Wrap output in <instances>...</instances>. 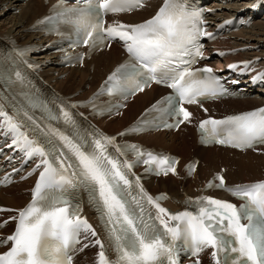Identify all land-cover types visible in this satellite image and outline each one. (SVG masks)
Returning <instances> with one entry per match:
<instances>
[{
	"label": "snow or ice",
	"instance_id": "1",
	"mask_svg": "<svg viewBox=\"0 0 264 264\" xmlns=\"http://www.w3.org/2000/svg\"><path fill=\"white\" fill-rule=\"evenodd\" d=\"M261 4L264 0H257L250 7ZM144 6V0H77L74 7L54 6V15L45 17V21L74 28L80 33L81 42L91 49L110 47L108 41H121L129 59L107 77L97 95L120 94L127 100L153 82L165 85L172 93L147 111L172 118V123L165 121L163 126L178 128L191 123L193 117L185 105L230 94L224 86L225 78L216 75L212 67H192L199 60L208 59L200 38L214 39L215 34L206 28L205 10L191 8L188 0H164L154 16L141 23L114 21L106 26V15ZM25 51L18 54L23 56ZM78 59L82 62L83 54ZM252 63L241 61L228 67L247 73L252 70ZM15 75L23 79L19 72ZM252 81L264 83V72L253 76ZM89 104L101 115L126 106L99 109L95 97ZM38 106L30 104L29 110ZM42 107L46 116L37 123L29 110L17 109L14 117L0 104V136L11 139L6 147L22 153L24 163L37 159L27 176L39 171L25 207H0V211L16 212L9 217L16 222L14 232L0 238V246L11 243L8 251L0 253V264H72L71 253L83 241L86 242L79 248L81 252L90 246L98 248L96 264H179L182 249L177 241L181 238L188 242L191 256L197 257L194 264H201L198 257L206 249H212L214 264H264V180L228 185L221 171L206 187L227 191L243 203L199 196L184 202L192 210L173 213L162 206L167 195L148 194L132 169L142 163L149 173L176 174V158L136 144H117L115 136L82 129L63 103L58 112L47 104ZM57 120H63L66 130L52 125ZM151 123L142 119L119 135L142 131ZM199 131L202 143L259 151L257 145H264V107L223 119L201 120ZM129 153L133 160L127 158ZM194 170L195 163L189 165V174ZM10 176L0 180V184L11 183ZM81 192L87 193L88 203L97 211L107 243L82 215ZM8 222H0V227Z\"/></svg>",
	"mask_w": 264,
	"mask_h": 264
},
{
	"label": "bare ground",
	"instance_id": "2",
	"mask_svg": "<svg viewBox=\"0 0 264 264\" xmlns=\"http://www.w3.org/2000/svg\"><path fill=\"white\" fill-rule=\"evenodd\" d=\"M248 1L205 0L204 3L213 5L217 10V13L208 16V20L210 23L218 25L220 22L229 19L230 13L241 14L244 5ZM163 3L164 0H147L144 3V7L124 15H114L111 18L113 22L119 21L131 24L143 22L153 17ZM47 7L43 0H0V36H13L22 41H30L32 43L40 41L41 43H45L47 39L41 40L37 33L28 32L27 28L36 18L46 12ZM16 8H19L20 11L15 12L14 9ZM232 35H234V39H231L230 35V40H238L242 47H246L245 54L249 55V58L253 61V67L264 70V61L260 60L258 64L255 63L256 55L261 56L264 54V18L258 21L254 19L250 29ZM242 37H245V39H241ZM117 44H111L107 49L97 51L92 61L86 62L84 66L65 69V71L69 72L66 78L57 79V75H51L55 80L50 78L52 83L64 94L69 95L79 92L80 89H85V85L87 84L91 89L85 90L80 96L86 97L97 87L99 81L109 73L113 66L122 59L123 49ZM214 44L221 43L217 41ZM42 57L47 62V68L44 69L43 75L50 77L46 73H49L51 70L54 55L44 52ZM92 64L94 68H92ZM56 70L60 69L57 68ZM167 91L165 88L152 85L143 93L135 95L118 116L97 119L98 123L96 122V124L103 131L117 136L116 140L121 139L119 133H121L122 129L133 122L143 109ZM261 103L256 98H227L208 103L193 104L191 106V112L193 113L191 123L185 122L175 131H159L142 136L140 139L150 146L164 148L178 154L179 166H182L187 160L193 158L200 160L198 167L190 178L183 176L176 169L177 174L162 175L147 180L146 188L149 194L153 197L161 193L166 194L167 199L163 200L162 204L164 207L168 205L173 211L187 207L188 205L184 202L188 198L195 199L200 195L209 193L210 191H205L203 188L204 182H207L209 178L221 171H223L229 184L263 179L264 147H257L259 151L254 149L236 151L218 145L199 146L197 145L196 135L198 122L208 114L220 117L232 112L256 107ZM204 109H207V111L205 112ZM132 171H134V168ZM137 174L140 177L142 176L140 170H137ZM35 179V177H31L24 181L19 180L8 187L0 188V207L9 209L23 208L30 199ZM82 214H90V211H87V208H85ZM15 215V211H0V222L9 221L3 229H0V238L6 237L14 231L16 227L15 221L9 220V217ZM79 248L75 251L77 253L74 264H96L97 247L91 248L90 246L82 252L79 251ZM202 260V264H214L210 251H206L203 254Z\"/></svg>",
	"mask_w": 264,
	"mask_h": 264
},
{
	"label": "rangeland",
	"instance_id": "3",
	"mask_svg": "<svg viewBox=\"0 0 264 264\" xmlns=\"http://www.w3.org/2000/svg\"><path fill=\"white\" fill-rule=\"evenodd\" d=\"M92 248V247H91Z\"/></svg>",
	"mask_w": 264,
	"mask_h": 264
}]
</instances>
